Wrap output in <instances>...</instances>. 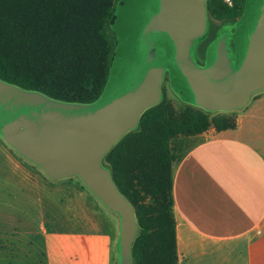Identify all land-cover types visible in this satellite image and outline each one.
<instances>
[{
    "label": "crops",
    "instance_id": "obj_1",
    "mask_svg": "<svg viewBox=\"0 0 264 264\" xmlns=\"http://www.w3.org/2000/svg\"><path fill=\"white\" fill-rule=\"evenodd\" d=\"M231 111L235 127L174 140L185 142L173 165L178 264H264V89ZM22 164L0 136V231L35 236L17 241L26 250L11 264H112L115 212L89 187L39 190L37 169Z\"/></svg>",
    "mask_w": 264,
    "mask_h": 264
},
{
    "label": "water",
    "instance_id": "obj_2",
    "mask_svg": "<svg viewBox=\"0 0 264 264\" xmlns=\"http://www.w3.org/2000/svg\"><path fill=\"white\" fill-rule=\"evenodd\" d=\"M135 1L122 0L115 30L118 49L133 60L141 72V81L131 82L129 77H122L108 85L98 102L82 105L56 101L0 80L2 137L42 167L50 178L80 176L120 216L118 248L126 255L127 264L132 263L137 219L132 205L120 193L111 171L102 162L127 133L138 127L142 114L158 105L162 98V73L155 66L145 39L140 35L135 39L128 27ZM151 1L157 6L167 32L173 60V88L185 101L208 111H231L243 107L254 92L264 89V0H247L235 35L234 74L221 41L212 47L206 68L187 61L192 41L206 32L207 0ZM134 66L123 68H132L136 74ZM66 139L74 144L65 146Z\"/></svg>",
    "mask_w": 264,
    "mask_h": 264
},
{
    "label": "trees",
    "instance_id": "obj_3",
    "mask_svg": "<svg viewBox=\"0 0 264 264\" xmlns=\"http://www.w3.org/2000/svg\"><path fill=\"white\" fill-rule=\"evenodd\" d=\"M120 0H0V80L69 104L98 102L109 84L118 45L115 22ZM247 0H207L208 46L215 22L238 23ZM229 115L187 108L178 114L167 99L146 110L138 128L104 157L120 193L132 205L138 234L131 264H178L170 148L179 136L211 127H235Z\"/></svg>",
    "mask_w": 264,
    "mask_h": 264
},
{
    "label": "rangeland",
    "instance_id": "obj_4",
    "mask_svg": "<svg viewBox=\"0 0 264 264\" xmlns=\"http://www.w3.org/2000/svg\"><path fill=\"white\" fill-rule=\"evenodd\" d=\"M178 20L179 23L182 24L183 21L180 18V16H178ZM207 21L209 23V18L207 15ZM217 25H219L220 30L217 34V38L216 41H221L223 43V45L225 46V48L227 49V55H230L231 58V69L233 74L235 73V68H236V58H237V53H236V39H235V34H236V28L237 25L236 23H228V22H215ZM128 27L130 32L132 33V36L136 39V36L140 35L142 32V27L139 25H134L131 26L130 25V21L128 22ZM140 37L143 38L142 34L140 35ZM196 40V41H195ZM192 41L190 48H188L187 50V61H189L191 59L192 56V52H191V48L193 45V48L196 47L198 45L197 42H199V40L195 39ZM204 42V41H203ZM146 43V42H145ZM195 54L193 55V58L195 59ZM155 66L157 68H159L158 64L159 62H157L154 58H152ZM159 60H162L161 58ZM162 61H160L161 63ZM204 62V61H202ZM154 64L152 63L153 67ZM123 65L125 67H129L132 65V67L135 65L133 60L126 55L125 53L123 54V52L121 50L118 49V45H117V49L115 50L114 56H113V61H112V65H111V74H110V78H109V84L111 85L114 82H118L119 79H121L122 77H129L131 82H134L135 79H138L139 81H141V72L138 68H136L134 66V70L136 72H133L132 68H129V70L126 68H123ZM166 66H170V68H173V60L172 57L169 59V61H167V63L165 64ZM196 66V65H195ZM163 67V64H162ZM165 67V66H164ZM173 72V71H172ZM162 73V72H161ZM167 73V74H166ZM166 73H162V82H161V86H160V92L162 95L161 101L163 100V98H167L172 105L174 106L175 110L177 111L178 114H181L182 112H184L187 108H194V109H199L202 111H205L207 113H209L211 115V117H213L214 115H221L222 113H229V116H233L234 112L232 111H228L225 112L223 110H217V111H208L200 106H196L194 104H191L187 101H185L183 98H181L173 89H172V85H171V79H170V75L168 72ZM137 81V80H136ZM122 107L118 110V113L121 111ZM138 128V127H137ZM136 128V129H137ZM0 136L2 137V135L0 134ZM3 138V137H2ZM4 139V138H3ZM6 141V140H5ZM76 141V140H75ZM7 142V141H6ZM8 143V142H7ZM184 141L181 140V138H179L176 141H173L171 143V150L173 153V156L177 159L180 158L183 150H184ZM63 144H65V146H72L74 144V142L71 141V139H66ZM8 145L10 146V149L12 151V153L14 154V157L16 159V161L20 160L21 162H23V169H28V164L31 165L33 168L32 169H37L38 172V176H37V185L39 190L41 189H46V190H53L55 192H60L61 191H69V192H74L76 190H81V186L83 187H88L83 180L81 179L80 176H72V177H67V178H62V179H58V180H54L52 178H50L42 169V167H40L39 165L35 164L34 162H32L31 160H29L28 158H26L25 156H23L22 154H20L15 148H13L9 143ZM177 159V160H178ZM102 166L106 169H109V167L104 163V161L102 162ZM110 170V169H109ZM89 191H91L90 189H88ZM10 200H6V204L10 205ZM12 204V203H11ZM106 207V206H104ZM13 209L12 207H7L5 209V211L1 212V216H2V221L5 223L6 228L12 227V223H13ZM114 212H110L111 215H117L118 216V224H121V219L120 216ZM116 216V217H117ZM115 217V216H114ZM103 219V224H110L113 225V219L112 216L106 217L105 215H103L102 217ZM121 235V231L118 232V234L115 236V241L113 244V263L112 264H127V258L125 254H121V252L119 251L118 248V242H119V238ZM34 234L30 233V232H22V233H15L13 231H0V264H11L12 260H13V256H14V252H20L21 250H26V249H21L19 247H16V243L17 245H19L20 242L17 241H27V240H31L33 239ZM29 250V249H28ZM18 257H20V254H17ZM20 259V258H19Z\"/></svg>",
    "mask_w": 264,
    "mask_h": 264
},
{
    "label": "flooded vegetation",
    "instance_id": "obj_5",
    "mask_svg": "<svg viewBox=\"0 0 264 264\" xmlns=\"http://www.w3.org/2000/svg\"><path fill=\"white\" fill-rule=\"evenodd\" d=\"M120 1H121L120 5L124 4V2H122V0H120ZM238 23H236L237 28H238ZM130 25L131 26L139 25L142 27L141 34H142L143 38L145 39L146 46L149 50V53L157 62H159V64H158L159 70L163 74L166 72L169 73V75H170L169 77L171 79V85L173 86L174 78H173V74H172V69L170 68V66L165 65L167 63V61H169V59L172 57L171 56V50H170V45L168 42L167 32L165 30V27L163 25V22L161 20L160 15H159V11H158L157 6L151 0H136L133 7H132ZM237 28H236V30H237ZM209 33H210V26H209V23L207 21V27H206L205 35L197 38V40H199V42H197L198 45L194 48L192 45V48H191L192 56H191L190 61L194 65H196L200 68H206L209 65L210 51H211L212 47L217 42H219V41L215 40L214 42H212L208 46L206 58L203 60L202 57L200 56V48L204 45L205 41L207 40V38L209 36ZM236 53H237V47H236ZM194 54L196 56L195 59L193 58ZM227 56L231 62L230 55L228 54ZM160 58L162 60H159ZM160 61H162V62L160 63ZM202 61H204V62H202ZM236 62H237V58H236ZM162 64H163V67H162ZM172 89L174 90L173 87H172ZM178 95L182 98V96L180 94H178Z\"/></svg>",
    "mask_w": 264,
    "mask_h": 264
},
{
    "label": "built area",
    "instance_id": "obj_6",
    "mask_svg": "<svg viewBox=\"0 0 264 264\" xmlns=\"http://www.w3.org/2000/svg\"><path fill=\"white\" fill-rule=\"evenodd\" d=\"M228 5L232 6L233 5V0H224Z\"/></svg>",
    "mask_w": 264,
    "mask_h": 264
}]
</instances>
